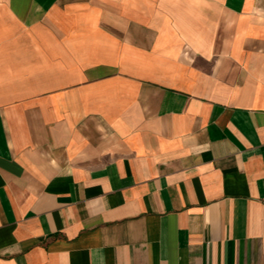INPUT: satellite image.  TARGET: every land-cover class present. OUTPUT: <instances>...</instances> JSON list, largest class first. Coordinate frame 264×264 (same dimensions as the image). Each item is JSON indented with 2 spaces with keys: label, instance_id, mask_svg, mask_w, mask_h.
Wrapping results in <instances>:
<instances>
[{
  "label": "crops",
  "instance_id": "1",
  "mask_svg": "<svg viewBox=\"0 0 264 264\" xmlns=\"http://www.w3.org/2000/svg\"><path fill=\"white\" fill-rule=\"evenodd\" d=\"M0 264H264V0H0Z\"/></svg>",
  "mask_w": 264,
  "mask_h": 264
}]
</instances>
